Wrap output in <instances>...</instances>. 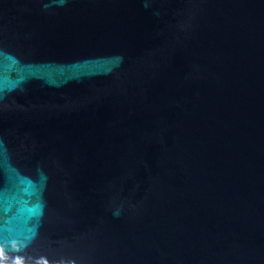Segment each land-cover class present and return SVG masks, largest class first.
I'll return each mask as SVG.
<instances>
[{"label":"water","instance_id":"water-1","mask_svg":"<svg viewBox=\"0 0 264 264\" xmlns=\"http://www.w3.org/2000/svg\"><path fill=\"white\" fill-rule=\"evenodd\" d=\"M0 264H264V0H0Z\"/></svg>","mask_w":264,"mask_h":264}]
</instances>
